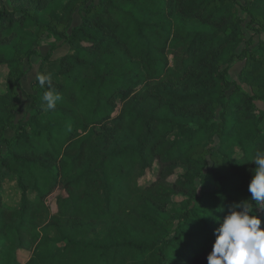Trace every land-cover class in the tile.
<instances>
[{
    "label": "trees",
    "instance_id": "trees-1",
    "mask_svg": "<svg viewBox=\"0 0 264 264\" xmlns=\"http://www.w3.org/2000/svg\"><path fill=\"white\" fill-rule=\"evenodd\" d=\"M5 1L0 32L28 17L45 26L25 10L18 17ZM236 2L102 0L81 12L83 25L67 40L74 51L50 73L62 100L48 120L42 118L47 84L35 83L27 125L14 124L15 91L0 96V146L7 148L0 193L9 177L22 191L15 206L0 195V264H22L20 252L30 254L25 264H207L215 230L230 206L245 201L264 229V205L257 207L248 191L255 153L264 150V111L256 108L264 102V49L241 73L256 88L251 96L229 77L247 58L237 54L245 37ZM78 5L72 0L65 12ZM244 9L264 27V0H247ZM171 38L178 46L174 65L167 57ZM20 59L11 73L17 81L24 76ZM8 129L13 138L5 136ZM216 135L239 154L203 145ZM155 162L157 180L139 187L137 175ZM178 165L185 172L171 182ZM197 180L214 190L199 191ZM58 192L53 212L48 203ZM175 196L181 208L172 212ZM100 225L106 239L84 243ZM50 230L57 235L49 237Z\"/></svg>",
    "mask_w": 264,
    "mask_h": 264
},
{
    "label": "rangeland",
    "instance_id": "rangeland-1",
    "mask_svg": "<svg viewBox=\"0 0 264 264\" xmlns=\"http://www.w3.org/2000/svg\"><path fill=\"white\" fill-rule=\"evenodd\" d=\"M72 0H6L5 7L11 12L18 14L22 10H25L27 14L37 17L38 21L45 26H40L31 18L26 20L16 19L12 24L5 26L0 32V57L7 61V64L0 66V96L5 94L8 90L15 91L19 102H10L14 106L15 119L14 124L21 123V125H27L30 122L32 116L31 106L33 103V95H37L38 91L34 88L37 81L36 77L43 70L47 73H54L57 68L58 61L67 54L74 51L67 41L71 35L73 29L83 25L82 11L88 9L92 5L100 4L102 0H94L88 2L84 7L83 2L86 0H79V5L71 15L65 12V7ZM247 7V0H237L235 10L237 15L243 21L242 28L245 40L237 47V54L241 55L246 53V59L236 63L229 71L230 80L235 81L243 93H248L251 96L255 95L256 88L250 86L244 78L241 77L243 69L246 67L247 59L252 56H259L264 49V27L261 21H253L251 15H249L244 8ZM167 57L171 65L175 64L177 57L173 55L172 51L178 49L175 39L171 38L168 43ZM29 51L32 52V56L26 55ZM30 52V53H31ZM27 57H26V56ZM21 58V68L24 76L20 81L11 77V73L16 70V67H20L16 63V58ZM15 69V70H14ZM18 69V68H17ZM20 69V68H19ZM140 88L137 89L139 91ZM122 100L119 102L122 105ZM256 108L264 111V102H256ZM121 110V106L116 109L115 114ZM229 109L228 112H230ZM221 110L217 113L216 121L220 120ZM46 120L49 119L48 112L42 117ZM15 130L8 129L5 131L7 138H13ZM178 132L172 134L169 138L174 141L178 138ZM205 147L214 150L216 154L225 152L227 154L237 153L240 150L234 146L233 142L228 138H220L215 136L213 140L205 139L203 142ZM7 148L0 146V155H5ZM211 161V160H210ZM161 165L159 162H155L152 169H147L143 172L141 170L137 175V185L141 188H147L154 183L160 171ZM185 172V168L182 165H178L174 171V174L169 177V181L173 182L178 179ZM199 191H213L212 187H202L197 180ZM1 198L2 201L9 206L18 205L21 201L22 191L18 187L17 178H7L2 181L1 184ZM59 195L55 193L49 200V209L53 212L56 211V197ZM181 197H173V202L168 205L169 210L172 212L178 211L181 206ZM108 229L105 225H100L97 229L83 239L84 243H94L103 241L106 239ZM55 230L49 231V237H54ZM19 258L22 264H25L30 258V254L26 252H20ZM133 262V263H132ZM141 264V260L131 261L130 264Z\"/></svg>",
    "mask_w": 264,
    "mask_h": 264
},
{
    "label": "clouds",
    "instance_id": "clouds-1",
    "mask_svg": "<svg viewBox=\"0 0 264 264\" xmlns=\"http://www.w3.org/2000/svg\"><path fill=\"white\" fill-rule=\"evenodd\" d=\"M36 79L41 87L48 85L43 96V110H55L62 95L52 87V75L38 74ZM253 163L256 168L248 191L251 201L261 207L264 205V150L256 151ZM261 224L262 220L254 214L248 201L230 206L214 232L216 239L207 256V264H264V229Z\"/></svg>",
    "mask_w": 264,
    "mask_h": 264
}]
</instances>
